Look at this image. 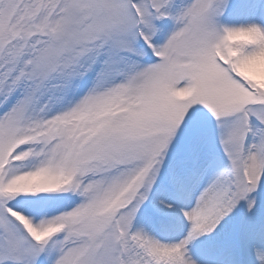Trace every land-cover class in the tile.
Segmentation results:
<instances>
[{
  "label": "snow or ice",
  "instance_id": "snow-or-ice-1",
  "mask_svg": "<svg viewBox=\"0 0 264 264\" xmlns=\"http://www.w3.org/2000/svg\"><path fill=\"white\" fill-rule=\"evenodd\" d=\"M0 264H264V0H0Z\"/></svg>",
  "mask_w": 264,
  "mask_h": 264
}]
</instances>
